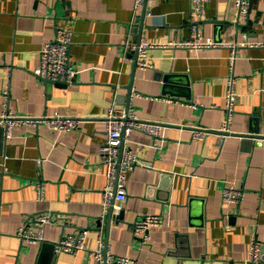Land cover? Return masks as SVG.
Segmentation results:
<instances>
[{"label": "crops", "instance_id": "0c3cea01", "mask_svg": "<svg viewBox=\"0 0 264 264\" xmlns=\"http://www.w3.org/2000/svg\"><path fill=\"white\" fill-rule=\"evenodd\" d=\"M249 1L246 18L231 0H206L198 18L192 0L138 7L135 0H0V114L9 82L12 113L80 120L63 133L43 123L15 125L9 136L0 124V264H96L86 250L56 254L44 241L22 242L17 228L42 212L52 215L43 229L50 243L85 229L87 248L102 236L135 264H250L252 238L264 242V139L191 138V127L221 126L230 48L150 47L146 68L133 54L138 40L179 42L194 27L204 38L245 42L235 48L232 129L264 137V0ZM57 26L72 34L68 55L78 72L69 84L33 74ZM128 86L129 107L163 127L156 139L141 130L125 138L139 163L127 172L120 214L107 221L103 116L111 106L125 108ZM37 183L43 200H36ZM227 184L242 189L240 205L222 201ZM144 213L162 220L145 244L132 232Z\"/></svg>", "mask_w": 264, "mask_h": 264}, {"label": "built area", "instance_id": "2783aa9c", "mask_svg": "<svg viewBox=\"0 0 264 264\" xmlns=\"http://www.w3.org/2000/svg\"><path fill=\"white\" fill-rule=\"evenodd\" d=\"M194 6L192 14L198 18L203 17L206 0H192ZM238 12L247 17L249 11V0H231ZM144 0H135V6H141ZM193 35L179 42L171 41L162 44H150L141 41L135 48L137 49L136 64L141 68L150 66L147 50L150 47L177 46L189 49H205L210 47H228L230 73L226 78V89L224 93V119L217 130L194 126L191 127V138L202 140L207 134H216L220 138L237 135L233 132L232 122L234 119L236 106V77L233 67L236 60L235 48L245 45V42H225L216 41L211 38H204L196 28H193ZM71 31L65 27L57 26L53 40L44 42L39 50V64L33 70V74L39 78L50 81H63L67 84L75 80L78 70L74 68L69 60L68 51L71 44ZM3 110L0 114V124L5 127V132L9 136L15 125L43 123L51 130L66 132L79 123L77 118L64 117L58 113L52 115H42L39 117H23L11 112L8 106L9 82L1 91ZM105 124V140L99 146L100 161L104 166L105 186L102 190V209L106 213L112 207L113 214H120L121 202L126 196V175L139 160L128 147L124 146L125 138L130 136L133 130H141L149 134L152 138L159 137L163 125L155 120L140 118L131 107L121 108L111 106L103 116ZM240 137V136H239ZM241 138V137H240ZM258 139V138H256ZM264 139V137L259 138ZM121 144L123 147L121 148ZM36 200H43L44 185L36 184ZM243 200V191L240 187L227 184L222 190V201L226 204L240 205ZM52 215L48 212L38 213L33 216V225L26 222L19 226L16 235L22 242L37 243L46 241L43 234L44 226L51 223ZM161 218L156 214L144 213L140 215L133 224L132 232L134 236L143 244L147 243L152 227L160 226ZM87 230L82 229L73 233L64 234L59 240L53 242L54 252H66L73 255L81 251H88L96 264H135L133 258L112 253L102 236H98L95 248H87L85 244ZM247 262L250 264L264 263V242L252 238L249 246ZM176 264H182L180 260Z\"/></svg>", "mask_w": 264, "mask_h": 264}, {"label": "water", "instance_id": "95a60500", "mask_svg": "<svg viewBox=\"0 0 264 264\" xmlns=\"http://www.w3.org/2000/svg\"><path fill=\"white\" fill-rule=\"evenodd\" d=\"M142 27H140V29H141ZM140 29H139V31H140ZM140 43V41L138 40L137 41V43H136V45L135 46H137L138 44ZM133 54H134V59H135V63H136V59H137V49L135 48L134 50H133ZM43 80H45V79H43ZM45 81H50V80H45ZM55 82H59V83H61V84H65V82H63V81H55ZM131 87L132 86H128V99H127V102H126V104H125V108H128L129 107V96H130V94H131ZM237 135H239L240 137H242V138H248V139H250V140H252V139H256V138H262L263 136H261V135H259V134H255V133H248V134H237ZM123 147V145L121 144V148ZM112 207H109V209L107 210V212H106V217H107V221H110L111 219H112ZM120 216V215H119ZM50 244L51 246H52V249H54V244L53 243H50V242H48V241H44L43 242V244ZM37 264H39V263H37Z\"/></svg>", "mask_w": 264, "mask_h": 264}]
</instances>
